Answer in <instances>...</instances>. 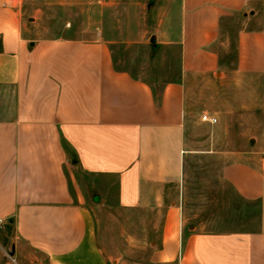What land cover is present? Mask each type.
<instances>
[{
  "label": "crops",
  "instance_id": "0c3cea01",
  "mask_svg": "<svg viewBox=\"0 0 264 264\" xmlns=\"http://www.w3.org/2000/svg\"><path fill=\"white\" fill-rule=\"evenodd\" d=\"M173 2L128 12L123 28L102 0H0V226L13 229L17 264H108L90 189L150 212L147 260L132 264H264V150L227 154L220 168L251 217L244 229L189 222L179 192L194 150L188 79L225 66L231 24L236 71L264 75V0ZM152 31L178 50L176 78L117 67L119 35L142 43Z\"/></svg>",
  "mask_w": 264,
  "mask_h": 264
},
{
  "label": "rangeland",
  "instance_id": "374dc122",
  "mask_svg": "<svg viewBox=\"0 0 264 264\" xmlns=\"http://www.w3.org/2000/svg\"><path fill=\"white\" fill-rule=\"evenodd\" d=\"M102 2L106 8L104 15L117 17L118 25L123 28L128 12L158 15L169 12L175 4L173 0ZM131 6L137 9L131 10ZM237 29V24H231L229 33L224 35L229 38L227 52L222 55L225 66L214 76H191L186 84V112L193 128V142L188 144L194 150L185 159L179 192L188 221L199 222L206 230L246 227L241 222L251 217L243 214L244 204L221 179L220 168L227 154L264 150V75L236 71L233 40ZM152 35L153 31L142 43L131 42L125 33L119 35L121 41L112 48L117 67L154 82L176 78L180 74L178 50L159 47L165 36L156 35L152 41ZM205 114L217 122L203 121ZM87 196L94 208L98 242L108 257V264H117L118 260L127 264L146 261L149 244L143 242V224L151 218L150 212L122 208L103 190H87ZM94 196L98 197L97 204H93ZM254 215L255 212L252 218ZM12 235L10 225L0 226V245H3L0 264L18 262L9 256ZM29 264L40 262L35 260Z\"/></svg>",
  "mask_w": 264,
  "mask_h": 264
},
{
  "label": "built area",
  "instance_id": "2783aa9c",
  "mask_svg": "<svg viewBox=\"0 0 264 264\" xmlns=\"http://www.w3.org/2000/svg\"><path fill=\"white\" fill-rule=\"evenodd\" d=\"M203 121H206V122H209L211 124H214L217 122V119L216 118H213V117H209L207 114H205L203 116ZM14 260V259H13ZM15 261V260H14Z\"/></svg>",
  "mask_w": 264,
  "mask_h": 264
},
{
  "label": "water",
  "instance_id": "95a60500",
  "mask_svg": "<svg viewBox=\"0 0 264 264\" xmlns=\"http://www.w3.org/2000/svg\"><path fill=\"white\" fill-rule=\"evenodd\" d=\"M151 40L154 41L155 40V36H153Z\"/></svg>",
  "mask_w": 264,
  "mask_h": 264
}]
</instances>
